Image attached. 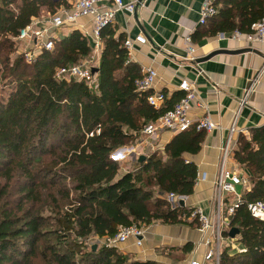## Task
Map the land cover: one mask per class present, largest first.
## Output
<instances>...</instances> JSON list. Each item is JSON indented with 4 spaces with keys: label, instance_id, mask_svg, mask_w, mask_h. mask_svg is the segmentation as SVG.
<instances>
[{
    "label": "trees",
    "instance_id": "1",
    "mask_svg": "<svg viewBox=\"0 0 264 264\" xmlns=\"http://www.w3.org/2000/svg\"><path fill=\"white\" fill-rule=\"evenodd\" d=\"M215 6L218 14L194 34L196 43L222 33L248 34L264 18V0H218ZM60 7L56 0H0V81L10 88L0 101V264H156L129 261L117 248L94 250L87 242L115 237L120 226L198 225L192 209L172 210L162 196L194 194L198 167L186 156L201 151L207 133H180L163 152L124 170L112 154L135 145L144 128L183 96L159 110L149 105L135 86L142 70L129 61L126 37L117 36L113 24L102 31L92 87L56 77L58 68L91 55L92 43L79 31L57 38L53 50L32 64L16 55L13 38L44 9L55 14ZM234 159L250 182L246 203L230 219L246 252L226 247L220 264H264V222L247 207L264 201V126L250 139L239 136Z\"/></svg>",
    "mask_w": 264,
    "mask_h": 264
},
{
    "label": "crops",
    "instance_id": "2",
    "mask_svg": "<svg viewBox=\"0 0 264 264\" xmlns=\"http://www.w3.org/2000/svg\"><path fill=\"white\" fill-rule=\"evenodd\" d=\"M56 1H61V7L57 12L61 9H72L75 2V0ZM123 1L139 3L134 14L127 12L116 14L113 26L117 36L123 34L126 39H135L139 35H144L147 39L146 44L135 45L129 61L137 64L142 73L148 68H154L157 71L155 90L167 94L168 101L176 95L184 96L185 93L179 90L182 80L194 83L198 98L189 113L190 118L199 119L209 115L211 120L220 127L212 132H206V139L197 155L186 156L188 162L197 165L198 174L208 177L207 181L195 185V192L189 197L187 207L192 210L202 208L206 214L215 217L219 204L214 183L220 172L223 150L230 140L231 148L234 147L229 155L227 168L237 170L244 179L249 181L247 172L234 159V150L241 134L250 139L253 129L264 126V43L254 44L250 48L246 47L244 41L223 40L219 38V35L205 37L196 43L193 36L204 26L200 24V19L206 0ZM42 13L52 15L47 9H44ZM42 18L46 21L50 17L42 16ZM90 24L89 18L81 19L79 22V25H86L85 33L90 32ZM54 31L59 39L73 32L69 27ZM188 35H191L192 43L196 47L194 62L187 61L188 45L185 38ZM89 39L93 50V42L91 38ZM248 48L253 51H246ZM221 51H230L233 54L220 53L203 61L212 53ZM200 71H203V74H199ZM251 85L254 90L248 97L247 103L241 106L245 92ZM234 124L237 132L232 134L231 128ZM175 136L164 131L153 138L150 144H153L157 151L163 152ZM140 139L135 150L132 148L133 151L138 150L140 156H149L153 153L151 147L141 145ZM132 149L123 147L116 150L114 155L117 153L120 159H130L124 151ZM124 160L119 161L124 162ZM130 161L132 162L133 159L128 162ZM121 164L124 170H128L123 163ZM247 191L248 186H240L237 195L244 196ZM233 200V195L225 197L229 205ZM222 208L225 215L227 208ZM150 227L142 247H136L133 240L119 247V251L126 255L129 261L189 264L193 260L202 262L209 250L204 244L201 245L204 236L197 226L154 223ZM188 245L192 246L190 252L184 250ZM239 246L240 249H245L242 245Z\"/></svg>",
    "mask_w": 264,
    "mask_h": 264
},
{
    "label": "built area",
    "instance_id": "3",
    "mask_svg": "<svg viewBox=\"0 0 264 264\" xmlns=\"http://www.w3.org/2000/svg\"><path fill=\"white\" fill-rule=\"evenodd\" d=\"M218 0H206L204 7L201 11L200 24L205 25L209 19L218 14V9L215 3ZM139 2L125 3L123 0H75L72 9H61L59 12L50 15L48 20L42 17L34 19L32 23L26 28L22 29L19 35L13 38V41L19 45L17 51L19 55L26 58L27 62L32 64L36 58L43 51H51L54 48L57 36L55 31L63 27H69L74 30H79L85 37L91 38L93 42L92 54L78 65L71 67H62L57 69L56 77L59 80H76L79 82H87L90 87L97 83L98 73L94 74L93 70L100 67L101 57L104 50V43L102 40V31L113 24L115 16L119 12H127L134 14L136 6ZM111 5V6H110ZM91 19L90 32L84 31L86 25H79L81 19ZM74 27V28H73ZM219 38L228 41L245 42L246 47L252 48L254 44L264 43V18L259 22L252 25L251 32L248 34L236 31L231 34H219ZM187 43V61H196V47L192 43L191 35L185 38ZM147 43L144 35H139L135 39L128 38L125 41V48L128 55L133 53L135 45H143ZM199 74H203L200 71ZM158 73L154 68H148L143 71V76L135 83L136 89L141 94L147 95V102L155 109L164 107L168 100L167 94L155 90ZM179 90L185 94L178 101L174 107L164 113L159 119L149 123L142 131L140 143L141 145H148L152 149L154 146L150 141L160 133L167 131L173 135L189 131L195 128L197 131L212 132L220 128L215 124L209 115H205L199 119H192L189 116L191 109L198 98L197 87L194 83L188 80H182L179 85ZM254 90L253 85L245 92V97L241 102V106L247 103V99ZM232 134L237 132L235 124L231 128ZM231 140L226 148L223 150V157L220 165L219 175L214 183L217 195L218 210L217 214L210 216L205 213L202 208L193 210L191 219L199 223V232L203 234V242L209 250L204 255L203 261H191L189 264H220L221 255L227 247L235 248L237 241L228 239L225 232L231 231V217L235 214L236 210L245 202L243 196L237 195L238 187L248 186L250 189V182L244 179L241 174L235 170L227 168V162L230 153L233 151L231 148ZM206 175L201 176L198 174L196 184L202 181H207ZM233 195V202L227 204L225 197ZM162 198L166 201L168 206L172 209L180 207H187L189 197L181 196L176 193H167ZM184 203V206L182 205ZM226 207L224 215L223 208ZM248 210L251 215L260 221L264 222V201H256L247 204ZM149 226L132 225L120 226L115 237H106L104 245L108 248H117L123 244L134 241L136 247H142L145 237L148 234ZM238 239V238H237ZM230 248V249H232ZM239 253L246 252V249H238Z\"/></svg>",
    "mask_w": 264,
    "mask_h": 264
},
{
    "label": "rangeland",
    "instance_id": "4",
    "mask_svg": "<svg viewBox=\"0 0 264 264\" xmlns=\"http://www.w3.org/2000/svg\"><path fill=\"white\" fill-rule=\"evenodd\" d=\"M42 16H45V17H50V15L48 16V14L47 13H42V15H41V17ZM20 45V44H19ZM19 45H17L16 44V47H15V50H16V55H19V53H18V51H17V49H18V47H19ZM0 69H1V67H0ZM1 74V73H0ZM7 81H5V82H2V81H0V101L1 100H3V99H6L8 96H9V93H10V88H9V86H7ZM6 84V85H5ZM140 139V138H139ZM139 139L137 140V142L139 141ZM141 140V139H140ZM144 145H146V144H144ZM153 145V144H152ZM146 146H148V145H146ZM137 147V143L135 144V145H132L130 148L132 149H134L135 150V148ZM133 149L130 151V150H125L124 151V153L126 154V155H128L129 156V158L130 159H133V161L134 160H138V158L140 157V155H139V151L138 150H136L135 152L133 151ZM151 150L153 151V152H155L154 150H156V149H152L151 148ZM157 151V150H156ZM113 156H112V158L115 160V161H117V162H121V161H119V160H124V158L123 159H120L119 158V154H117V153H115V155H114V153L112 154ZM125 155V156H126ZM132 157V158H131ZM130 159H126V160H124V162H121V163H123L124 164V167L127 169L128 168V170H132L133 168H134V162L132 161H130V162H128ZM127 161V162H126ZM122 165V164H121ZM1 181V183H4V181L3 180H0ZM164 196V195H163ZM16 201H18V198L16 197V198H14V200H12L11 202L12 203H14V204H17L16 203ZM48 213H50V212H48ZM143 226H146V225H143ZM151 226V225H150ZM149 226V227H150ZM198 228H199V223H198V225H196ZM151 228V227H150ZM232 229V228H231ZM150 231V229L148 230V232ZM229 238L228 239H231V237H230V235L228 236ZM238 237H236V238H234V240L235 241H237L238 242V239H237ZM233 239V238H232ZM236 242V244H234L236 247L233 249L232 248V245L230 246V248H232V253L234 254V253H237L238 252V248L240 249V246L239 245H241L239 242L237 243ZM239 244V245H238ZM98 245L101 247V246H105L104 245V239L103 240H100L99 238H97V237H93V238H91L88 242H87V246L88 247H91V246H93V248H94V246H97L98 247ZM238 245V246H237Z\"/></svg>",
    "mask_w": 264,
    "mask_h": 264
},
{
    "label": "water",
    "instance_id": "5",
    "mask_svg": "<svg viewBox=\"0 0 264 264\" xmlns=\"http://www.w3.org/2000/svg\"><path fill=\"white\" fill-rule=\"evenodd\" d=\"M246 51H253V50L248 48V49H246ZM254 51L257 52L256 50H254ZM241 52H243V51H241ZM220 53L233 54V53H230V51H227V52L226 51L216 52V53H212L211 55H209L208 57H206L203 61L209 60V59L213 58L214 56H216V55H218ZM203 61H201V62H203ZM98 72H99V69L98 68H96V69L93 70V73L94 74H97ZM145 158L146 157L144 155H141L138 158L139 159V162H143L145 160ZM182 205L184 206V203H182ZM239 233H240L239 229L232 228L231 231L229 232V235H230L231 238L234 239V238L238 237ZM96 249H97V246H94V250H96Z\"/></svg>",
    "mask_w": 264,
    "mask_h": 264
}]
</instances>
